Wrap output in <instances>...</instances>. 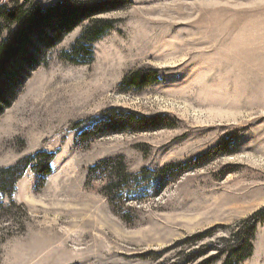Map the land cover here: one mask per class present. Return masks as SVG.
Masks as SVG:
<instances>
[{"label": "rangeland", "instance_id": "374dc122", "mask_svg": "<svg viewBox=\"0 0 264 264\" xmlns=\"http://www.w3.org/2000/svg\"><path fill=\"white\" fill-rule=\"evenodd\" d=\"M2 4L63 5L74 23L48 47L59 26L18 31L0 14V45L15 48L0 71V169L54 154L51 175L30 168L0 199V264H227L264 208V0ZM99 25L92 61L63 58ZM111 110L149 120L104 125ZM112 158L132 176L115 201L109 175L90 173ZM252 243L231 264H264V220Z\"/></svg>", "mask_w": 264, "mask_h": 264}, {"label": "trees", "instance_id": "16d2710c", "mask_svg": "<svg viewBox=\"0 0 264 264\" xmlns=\"http://www.w3.org/2000/svg\"><path fill=\"white\" fill-rule=\"evenodd\" d=\"M27 2H30L31 0H26ZM71 5V4H70ZM85 6L84 3L81 2V4L78 6H73V8H81L82 6ZM63 5H60L59 7H53L48 10L41 8L38 5L31 4L26 8L25 5L17 4L13 7L11 6H0V14L6 18L9 24L16 25L17 30L19 31L22 29L24 25L30 24L32 26V30L35 28L42 27L43 24H56V26H59L60 29L58 32H55L50 37V43L48 44V47L50 45H56L58 42L62 41L64 38V33L61 30V28L71 27L72 23H74V20L69 17L63 18ZM54 11L58 12V23H52L49 20L51 17L48 15L49 13H52ZM49 22V23H48ZM111 26V25H109ZM30 29V30H31ZM103 27L102 25L97 26L96 28H92L89 30H86L82 36L78 39V41L75 43V45L72 47L71 50L65 51L63 53V58L66 59L69 62H73L76 64L79 63H85L90 62L93 59V52H92V45L93 43L99 39L102 35ZM17 31V32H18ZM25 32V31H24ZM1 34V31H0ZM22 32V36H23ZM9 43L6 42L3 45H0V71L4 70L5 67H3L4 62L7 59L11 58V55L13 54L15 48L8 47ZM138 75L133 76L129 79L131 80L135 79ZM157 76V75H156ZM133 82V81H132ZM123 115L129 116L127 113H121L118 114L115 112V110H111L109 115L107 116V119L104 123V125H107L109 123H113L117 125V118L122 117ZM129 120L134 122H139L140 124L145 123L149 119L145 116L141 117L138 114L130 113V116L127 117ZM84 121H79L78 123H75L73 126L74 128L79 127L82 125ZM96 129H101L100 127H97ZM99 132L95 129L87 131L82 136L83 139H90L92 136H96ZM54 159V154L49 153L46 150H43L39 152L36 155L28 156L25 159L19 161L16 165L8 168L0 169V199L3 198L5 195L11 196L14 191L15 184L17 181L23 176V174L30 168L34 169L38 173H40L44 180L47 176L52 174L53 168H52V161ZM105 171L106 174L109 175V180L106 185L109 195L112 197V200H116L117 197V190L121 189L127 181H129L132 176L127 168V164L124 161L123 158H112L108 160L102 161L97 166H94L90 169L91 176H95L99 171ZM164 170V169H163ZM145 173V174H144ZM143 176H150L151 172L147 169H144L142 171ZM43 180V181H44ZM110 197V198H111ZM264 220V208L260 209L259 211L255 212L248 221L244 224V228L240 230V234H238V242L237 245H230L227 244L228 249L231 247V251L229 252V257L227 259V264H231L233 260H237V262L242 261L247 256H250L253 250V243H252V235L256 228V225L259 221ZM204 236V235H203ZM202 237V236H201ZM231 253V254H230ZM234 258V259H233Z\"/></svg>", "mask_w": 264, "mask_h": 264}]
</instances>
